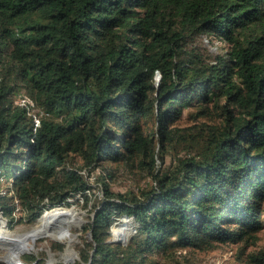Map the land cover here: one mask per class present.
<instances>
[{
    "label": "trees",
    "instance_id": "obj_1",
    "mask_svg": "<svg viewBox=\"0 0 264 264\" xmlns=\"http://www.w3.org/2000/svg\"><path fill=\"white\" fill-rule=\"evenodd\" d=\"M99 169L77 264H192L188 249L256 244L264 0H0V211L31 223L77 194L87 203ZM121 215L135 230L111 241ZM247 262L264 264V250Z\"/></svg>",
    "mask_w": 264,
    "mask_h": 264
},
{
    "label": "rangeland",
    "instance_id": "obj_2",
    "mask_svg": "<svg viewBox=\"0 0 264 264\" xmlns=\"http://www.w3.org/2000/svg\"><path fill=\"white\" fill-rule=\"evenodd\" d=\"M200 44L208 49H210L214 54L223 53L224 52V46L225 43L217 38H214L212 35H203L200 39ZM100 172V169L90 174L89 178L92 183V185L95 187L93 189V193H91V199L86 203L85 199H83L82 195L77 194L75 199L71 198L69 199L70 202L67 204L69 208H76L81 215V222L75 224V227L72 228V233L74 237V242L71 246L73 249L72 254H68L67 247L68 242L66 240H57L50 236H39L36 238V240L33 239H26L27 241H30L33 243L32 246L28 247L26 249V253H21V261L18 264H28L26 263L22 256L25 254H37L44 257L45 264H59V263H65V264H77L78 261L82 259L81 253L83 248L85 247V243L92 239V229H90V223L92 221V216L95 215V204L100 203V194L102 195L101 189L97 188L98 180H97V174ZM151 174L149 172L143 173L140 176H129L124 177L120 176L119 180L114 183V187L116 190L119 191H126L127 189H130L136 185V183L146 184L149 182ZM5 188L3 187L0 190L1 192H5ZM95 191V192H94ZM79 199V200H76ZM96 205V206H97ZM57 207V206H56ZM53 208L44 209L45 213L48 210H52ZM44 212V211H43ZM21 210L18 208L15 209L14 216L17 218L21 215ZM44 214V213H43ZM133 217V218H132ZM264 219V214L262 215ZM127 220L130 221V226L128 223H125ZM136 220L134 219V216L126 217L125 215L119 216L115 221L112 223L110 230L113 231V229L116 231V229L121 226L122 224L125 225V230L123 231L124 235H129L133 233V229L130 230L131 226L134 228L136 225ZM37 222H18L11 224L10 218L5 216L0 211V226L2 224L5 225L7 229H9L11 232L14 231V233H21L24 234L28 230H30ZM111 231V234H112ZM130 232V233H129ZM115 233V232H113ZM259 239L257 240L256 244L253 245H246L244 241L241 242H227V243H221L217 247L211 250H205V251H198V250H191L188 249L184 252H186L189 256L193 258L192 264H249L247 262V254L252 252H258L260 250H264V229H262L261 232L258 233ZM16 238V237H15ZM113 238V234H112ZM121 238V236H120ZM18 239V238H16ZM34 241V242H33ZM28 243V242H27ZM11 243L10 242H0V261L5 264H15L14 262H11V250H10ZM244 247V251L239 255L241 247ZM66 251V253H65ZM64 255L68 258L71 257L69 260L64 259Z\"/></svg>",
    "mask_w": 264,
    "mask_h": 264
},
{
    "label": "bare ground",
    "instance_id": "obj_3",
    "mask_svg": "<svg viewBox=\"0 0 264 264\" xmlns=\"http://www.w3.org/2000/svg\"><path fill=\"white\" fill-rule=\"evenodd\" d=\"M58 217L57 219H61V223L59 224V226L55 227L53 230H47V226L50 223V220ZM80 215V212L76 209V208H69V207H53L52 210H48L46 213H44L42 215V217L39 219V221L27 232H25L24 234L21 233H14V231H10L9 229H7L5 227L4 224H2V226H0V238L4 239V238H9V239H14L16 238H31L33 240H36V238H38L39 236H50L61 241V240H66L68 242V247H67V251L69 255L70 253L72 254L73 249L71 248L73 242H74V237H73V233H72V228L73 226L75 227V224L81 222L80 220H82ZM64 218V219H63ZM63 219V220H62ZM125 223H128L130 226V221L127 220ZM125 225L126 224H122L121 226H119L116 231L113 229V231L115 232V234L120 238H123V231L125 230ZM133 227L131 226L130 230ZM45 231L46 234H39L40 232ZM35 236H37L36 238H34ZM0 239V240H1ZM2 242V241H1ZM28 242V243H27ZM25 244V250L28 249V247L32 246L33 243L30 241H27ZM34 242V241H33ZM66 253V251H65ZM76 254V252H75ZM17 255L16 251H11V262H18L17 258L14 259ZM21 256V255H20ZM72 257V256H71ZM71 257H66L64 255V259L65 260H69ZM14 259V260H13Z\"/></svg>",
    "mask_w": 264,
    "mask_h": 264
},
{
    "label": "water",
    "instance_id": "obj_4",
    "mask_svg": "<svg viewBox=\"0 0 264 264\" xmlns=\"http://www.w3.org/2000/svg\"><path fill=\"white\" fill-rule=\"evenodd\" d=\"M160 77V75L158 76V78ZM58 206L60 207H68L66 204H57ZM43 214L40 215V217H38L35 221L38 222L39 219L42 217ZM126 217H130L128 215H125ZM58 217H55L53 219L50 220V223L48 224L47 226V230H53L55 227L59 226V224L61 223V219H57ZM133 218V217H132ZM64 219V218H63ZM62 219V220H63ZM135 219V217H134ZM136 223V222H135ZM133 230H135V227L132 228ZM112 231V230H111ZM39 234H46L45 231L43 232H40ZM112 234H113V238L110 239L111 241H118V242H125L128 240V235L124 236L123 238H119L116 234L113 233L112 231ZM42 236V235H41ZM37 236H35L34 238H36ZM1 239V238H0ZM10 242L11 243V246H10V250L11 251H16L17 252V255L14 259L17 258L18 262H14L15 264H18L20 261H21V256L20 254L25 252V244L26 243V239L25 238H19V239H9V238H4V239H1L0 242ZM13 259V260H14ZM65 264V263H64Z\"/></svg>",
    "mask_w": 264,
    "mask_h": 264
},
{
    "label": "clouds",
    "instance_id": "obj_5",
    "mask_svg": "<svg viewBox=\"0 0 264 264\" xmlns=\"http://www.w3.org/2000/svg\"><path fill=\"white\" fill-rule=\"evenodd\" d=\"M67 205V204H66ZM53 207V206H52ZM43 214V213H42ZM130 233V232H129ZM128 237H129V235H128Z\"/></svg>",
    "mask_w": 264,
    "mask_h": 264
}]
</instances>
